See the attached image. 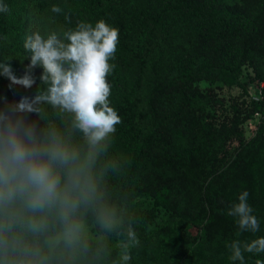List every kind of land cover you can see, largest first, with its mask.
I'll return each instance as SVG.
<instances>
[{"label": "trees", "instance_id": "1", "mask_svg": "<svg viewBox=\"0 0 264 264\" xmlns=\"http://www.w3.org/2000/svg\"><path fill=\"white\" fill-rule=\"evenodd\" d=\"M2 2L9 11L0 13V63L10 59L18 78L30 63L23 39L33 21L42 31H59L102 19L118 30L107 82L109 106L121 123L110 154L124 162V172L113 183L131 207L137 198L149 196L168 212L163 225L149 230L156 209H131L139 245L130 250L128 264H240L229 259L227 245L264 236V179L257 181L253 173L264 153V86L259 105L246 113L238 109L218 120L206 110L223 108L217 90L237 84L244 66L253 80L264 83V0ZM53 5L62 12L52 13ZM42 71L32 70L36 83L30 89L0 76V97L9 102L32 97ZM259 112L263 116L254 136L228 153L241 125ZM242 191H248L260 224L255 234L238 235L236 218L227 215ZM190 226L198 227L195 235ZM243 255L244 264L264 261V253Z\"/></svg>", "mask_w": 264, "mask_h": 264}, {"label": "clouds", "instance_id": "2", "mask_svg": "<svg viewBox=\"0 0 264 264\" xmlns=\"http://www.w3.org/2000/svg\"><path fill=\"white\" fill-rule=\"evenodd\" d=\"M8 11L0 0V13ZM118 42L102 19L59 31L33 21L23 39L25 74L18 78L10 59L0 63V76L25 89L36 83L32 70L43 69L32 97H0V264H128L139 245L128 197L113 183L124 172L110 154L121 123L107 82ZM248 197L242 191L227 212L238 235L260 231ZM227 247L244 264L243 253H264V236Z\"/></svg>", "mask_w": 264, "mask_h": 264}, {"label": "rangeland", "instance_id": "3", "mask_svg": "<svg viewBox=\"0 0 264 264\" xmlns=\"http://www.w3.org/2000/svg\"><path fill=\"white\" fill-rule=\"evenodd\" d=\"M255 81L253 80L251 70L244 66L242 67L238 75V83L229 87L223 85L221 89L217 90V93L224 100V106L221 110H212L207 108V112L211 115H215L218 120L223 119L224 117L230 118L237 113L238 109L243 110L245 113L250 110L253 106H258L259 104L256 101L257 92L255 90ZM254 82V83H253ZM207 83L199 84L201 89H204ZM215 85V84H214ZM263 114L261 112L255 113L250 120L245 122L240 127V135L235 140L229 142L228 153H232L235 148L243 144L244 142L249 141L255 134L257 130V125L260 122ZM255 178L258 181L259 179H264V153L259 157V161L256 167L253 169ZM151 208L156 209V219L149 226V230H153L157 226H161L165 223L168 212L161 205H157L156 202L151 199L149 196H142L137 198L131 209L134 211H145ZM189 231L191 235H195L198 232V227L190 226ZM190 245V244H189ZM174 250V245H173ZM175 255V253H172Z\"/></svg>", "mask_w": 264, "mask_h": 264}, {"label": "built area", "instance_id": "4", "mask_svg": "<svg viewBox=\"0 0 264 264\" xmlns=\"http://www.w3.org/2000/svg\"><path fill=\"white\" fill-rule=\"evenodd\" d=\"M263 70H264V67H263ZM255 90L257 92V95H256V99L260 98L261 97V89L263 88L264 86V83L263 82H258L256 81L255 82Z\"/></svg>", "mask_w": 264, "mask_h": 264}]
</instances>
